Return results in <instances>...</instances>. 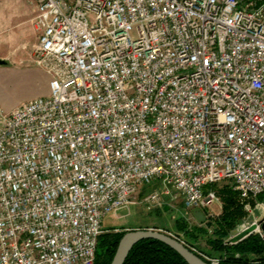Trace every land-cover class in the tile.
I'll list each match as a JSON object with an SVG mask.
<instances>
[{
    "label": "built area",
    "instance_id": "1",
    "mask_svg": "<svg viewBox=\"0 0 264 264\" xmlns=\"http://www.w3.org/2000/svg\"><path fill=\"white\" fill-rule=\"evenodd\" d=\"M29 3L49 93L0 106V264H94L104 218L145 188L148 211L180 202L206 219L209 187L229 183L253 215L264 0Z\"/></svg>",
    "mask_w": 264,
    "mask_h": 264
},
{
    "label": "trees",
    "instance_id": "2",
    "mask_svg": "<svg viewBox=\"0 0 264 264\" xmlns=\"http://www.w3.org/2000/svg\"><path fill=\"white\" fill-rule=\"evenodd\" d=\"M216 186H211L209 189L220 195L222 211L221 215L214 221L213 238L207 240L212 252H204L205 255L208 258H216L219 264H264V244L259 234H252L234 245H230L226 241L230 232L235 228L236 222L245 218L247 213L244 211L238 194L230 186L226 185L217 192L215 191ZM176 226L189 240H196V234L204 232L203 229L197 226L188 227L186 222H183V224L179 222ZM113 230V228L102 229V234L98 238L94 264L111 263L118 243L125 234L124 232H113ZM251 255L255 258H252ZM123 264L187 263L167 245L149 239L138 242Z\"/></svg>",
    "mask_w": 264,
    "mask_h": 264
},
{
    "label": "rangeland",
    "instance_id": "3",
    "mask_svg": "<svg viewBox=\"0 0 264 264\" xmlns=\"http://www.w3.org/2000/svg\"><path fill=\"white\" fill-rule=\"evenodd\" d=\"M20 0H3L0 5V15L3 18L11 17L14 12H18ZM24 1V0H22ZM26 1V0H25ZM13 100H23L28 97V91H23L22 89L15 90L13 93ZM226 184L229 183H220L216 186V192L221 190ZM230 185V184H229ZM149 188L142 189L139 193L137 200L133 204H129L127 207L117 211L115 214L107 215L102 223V229H110L113 228V232H128L133 230H142V229H152L158 230L161 232L168 233L172 235L174 238H178L179 240L185 242V244L194 248L197 252L204 254V252L211 251L210 245L207 244V240H211L213 238L212 231L215 229L214 221L217 217L221 215L222 204L220 195L216 194L219 202H212L205 213L208 215L210 213L211 218H206L205 223L202 225L197 224L194 220L190 218L191 212L186 210L182 203L170 204L165 202L166 204L161 208L158 207L156 209L147 210L144 206L138 203L143 194L149 192ZM207 190V189H206ZM161 197L165 198L164 195L160 192ZM264 202V197L259 196L250 201V207L253 209V215L247 214V216L241 220L236 222L235 228L230 232L228 239L234 235H236L241 230L249 227L252 223H258L264 218V208H257L255 204H260ZM167 207V210L164 208ZM262 211V212H261ZM183 224L186 222L188 227L197 226L200 229H203L204 232L196 234V240H189L185 236V234L177 228L178 223ZM260 230V228H259ZM247 238V237H246ZM212 252V251H211ZM252 258L255 256L251 255ZM215 259L216 258H210ZM218 261V260H217ZM219 262V261H218Z\"/></svg>",
    "mask_w": 264,
    "mask_h": 264
},
{
    "label": "crops",
    "instance_id": "4",
    "mask_svg": "<svg viewBox=\"0 0 264 264\" xmlns=\"http://www.w3.org/2000/svg\"><path fill=\"white\" fill-rule=\"evenodd\" d=\"M2 1L0 0V5ZM18 2L21 4L17 13L14 12L8 18L0 15V60L6 63L0 65V106L6 112L49 93L48 76L29 64L38 42V33L33 25L34 8L29 0ZM18 89L28 91V97L13 100L11 95ZM190 218L194 220L192 211Z\"/></svg>",
    "mask_w": 264,
    "mask_h": 264
},
{
    "label": "water",
    "instance_id": "5",
    "mask_svg": "<svg viewBox=\"0 0 264 264\" xmlns=\"http://www.w3.org/2000/svg\"><path fill=\"white\" fill-rule=\"evenodd\" d=\"M4 64L6 63L0 60V65ZM164 210H167V207H165ZM192 217L199 225H202L205 222V217L200 210L192 211ZM259 228L260 231L264 234V218L258 223H252L249 227L230 237L228 239V243L230 245H234L242 241L246 237L256 233ZM149 239L156 240L167 245L168 247L173 249L180 257H182V259H184L187 264H209L168 233L152 229L133 230L126 232L120 239L114 257L110 264H123L132 248L138 242Z\"/></svg>",
    "mask_w": 264,
    "mask_h": 264
}]
</instances>
